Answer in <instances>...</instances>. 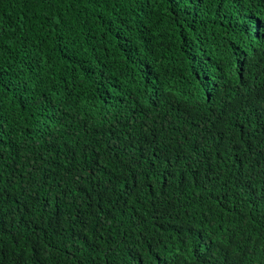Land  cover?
Wrapping results in <instances>:
<instances>
[{
	"label": "trees",
	"instance_id": "1",
	"mask_svg": "<svg viewBox=\"0 0 264 264\" xmlns=\"http://www.w3.org/2000/svg\"><path fill=\"white\" fill-rule=\"evenodd\" d=\"M262 25L264 0H0V191L28 213L0 264H264Z\"/></svg>",
	"mask_w": 264,
	"mask_h": 264
},
{
	"label": "snow or ice",
	"instance_id": "2",
	"mask_svg": "<svg viewBox=\"0 0 264 264\" xmlns=\"http://www.w3.org/2000/svg\"><path fill=\"white\" fill-rule=\"evenodd\" d=\"M262 30H264V25L261 26ZM236 51H239V49H236ZM235 54V53H233ZM240 79L243 80V76H240ZM204 89L206 90L205 91V98L209 104V106H211L212 104L215 103V96H216V89L219 88V85H213L212 81H208L207 84H204L203 85ZM2 125H0V134H2ZM2 142V141H0ZM220 143H223V140L220 141ZM233 151L235 152H238L239 149H233ZM156 159H160L159 156H156ZM237 165L239 166L240 170L242 171L243 169V161H237ZM237 165H233V167H236ZM156 167V164L154 163H150V166H149V171L152 169V168H155ZM94 175V173H92ZM167 176V174H166ZM239 180V178H237ZM164 183H165V186L167 185V179L165 178L164 180ZM131 194V193H129ZM32 199H35V196L32 197ZM6 200L8 201L6 203ZM13 204H15L18 208L21 209L20 211V216L21 218L23 217V215H26L28 214L27 213V209L20 205V200L19 198H16L15 200H13L10 196H8L7 194V190H2L0 191V222H2L3 220L7 219L9 216H15L16 214V209L13 208ZM44 205L41 204V208H43ZM37 211H40V209H37ZM100 211L103 212V208H100ZM92 215V213L90 212H87V213H83L81 214V216H77L76 217V220L80 223V224H86V220L84 219V217L86 216H90ZM12 222H15V219L12 220ZM49 227H51V225H49ZM37 231H39V229H37ZM142 264V262H141Z\"/></svg>",
	"mask_w": 264,
	"mask_h": 264
}]
</instances>
